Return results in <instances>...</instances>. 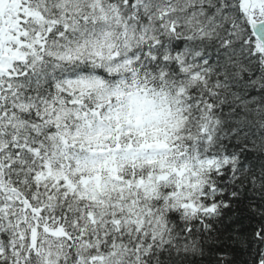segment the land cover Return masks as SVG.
I'll return each instance as SVG.
<instances>
[{"label": "snow or ice", "instance_id": "6c2138e0", "mask_svg": "<svg viewBox=\"0 0 264 264\" xmlns=\"http://www.w3.org/2000/svg\"><path fill=\"white\" fill-rule=\"evenodd\" d=\"M264 264V0H0V264Z\"/></svg>", "mask_w": 264, "mask_h": 264}, {"label": "trees", "instance_id": "16d2710c", "mask_svg": "<svg viewBox=\"0 0 264 264\" xmlns=\"http://www.w3.org/2000/svg\"><path fill=\"white\" fill-rule=\"evenodd\" d=\"M236 259H237V261H238V264H239V262L240 261H242L243 259H244V256L241 254V253H237V256H236Z\"/></svg>", "mask_w": 264, "mask_h": 264}]
</instances>
